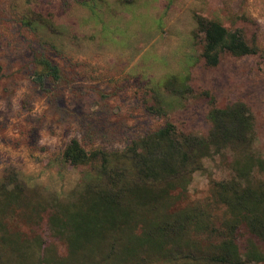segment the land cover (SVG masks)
<instances>
[{"label":"rangeland","instance_id":"1","mask_svg":"<svg viewBox=\"0 0 264 264\" xmlns=\"http://www.w3.org/2000/svg\"><path fill=\"white\" fill-rule=\"evenodd\" d=\"M21 14L43 25L24 27ZM197 17L242 30L257 53L224 54L205 66ZM39 56L56 66V81L35 83ZM172 75L191 93L163 98L165 115L157 117L148 110L151 94ZM236 101L253 120L251 148L261 165L251 178L264 180V0H0V178L16 172L29 202L5 218V232L64 257L43 209L78 179L80 169L61 161L71 139L85 151L121 150L165 123L204 136L208 112ZM231 156L203 158L173 209L203 203L218 215L210 187L233 175Z\"/></svg>","mask_w":264,"mask_h":264},{"label":"trees","instance_id":"2","mask_svg":"<svg viewBox=\"0 0 264 264\" xmlns=\"http://www.w3.org/2000/svg\"><path fill=\"white\" fill-rule=\"evenodd\" d=\"M34 17L21 14L20 23L43 25L40 16ZM195 25L207 67L224 54L257 53L254 39L248 42L240 29L227 30L201 17ZM46 78L56 81L58 70L39 56L34 81L42 85ZM190 93L184 80L169 76L152 92L148 110L162 117L163 98L180 100ZM207 118L204 136L165 123L121 150L85 151L71 139L61 161L80 169L78 179L43 209L49 232L65 245L64 257L49 249L41 253L36 239L27 242L5 232V218L29 206L17 173L8 171L0 178V264H264V180L251 178L253 167L261 165L251 148L252 116L236 101L212 108ZM223 151L232 155L233 175L210 187L220 213L203 203L174 210L203 158Z\"/></svg>","mask_w":264,"mask_h":264}]
</instances>
